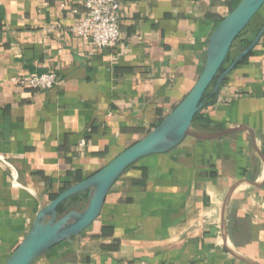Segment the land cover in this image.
Listing matches in <instances>:
<instances>
[{
	"label": "crops",
	"instance_id": "0c3cea01",
	"mask_svg": "<svg viewBox=\"0 0 264 264\" xmlns=\"http://www.w3.org/2000/svg\"><path fill=\"white\" fill-rule=\"evenodd\" d=\"M233 4L122 0L117 44L96 49L73 32L83 0H0V264L52 195L101 169L183 99ZM50 69L59 81L49 89L11 81ZM211 95L194 127L235 131L189 135L139 159L90 227L32 264H264V33Z\"/></svg>",
	"mask_w": 264,
	"mask_h": 264
},
{
	"label": "water",
	"instance_id": "95a60500",
	"mask_svg": "<svg viewBox=\"0 0 264 264\" xmlns=\"http://www.w3.org/2000/svg\"><path fill=\"white\" fill-rule=\"evenodd\" d=\"M263 4L264 0H240L221 19L208 38L206 58L200 74L183 99L148 134L126 147L101 169L66 188L42 206L35 215L31 229L4 264H32L58 243L71 240L84 232L99 217L112 185L139 159L151 154L167 152L189 135L201 139H215L236 130L200 131L193 126V119L203 107L202 99L211 83L214 81L212 92L216 93L225 76L252 50L264 33L263 25L251 43L218 74L232 43ZM256 149L259 152V148ZM84 191L88 192V201L84 208L69 210L59 217L58 206ZM232 191L227 194L223 203V220ZM252 264L256 263L252 262Z\"/></svg>",
	"mask_w": 264,
	"mask_h": 264
},
{
	"label": "built area",
	"instance_id": "2783aa9c",
	"mask_svg": "<svg viewBox=\"0 0 264 264\" xmlns=\"http://www.w3.org/2000/svg\"><path fill=\"white\" fill-rule=\"evenodd\" d=\"M122 0H83L85 10L81 20L73 26V32L96 49L114 47L119 40V17ZM11 81L21 87L41 91L52 88L59 81L54 69L14 76ZM82 139L79 146H84Z\"/></svg>",
	"mask_w": 264,
	"mask_h": 264
},
{
	"label": "trees",
	"instance_id": "16d2710c",
	"mask_svg": "<svg viewBox=\"0 0 264 264\" xmlns=\"http://www.w3.org/2000/svg\"><path fill=\"white\" fill-rule=\"evenodd\" d=\"M239 1L240 0H234V4H233L232 9L237 5V3ZM263 9H264V4L260 8V10L254 15V17L250 20V22L247 24V26L241 31V33L234 40V42L232 43V46L230 48V52L227 55V58H226L224 64L222 65V67L218 71V74H220L226 67H228V65L233 61V59L238 55V53L241 52L245 47H247L251 43V41L256 36L257 32L259 31V29L264 25V19L261 20V18H260L261 17L260 15L262 14ZM221 19H219L217 24L221 21ZM259 20H261V21L257 25V22ZM213 87H214V81L208 87V89L206 90V92H205V94L203 96V99H202L203 100V106L206 103L207 99L212 96L211 92L213 90ZM197 115H198V113L195 115V117L193 119V126H195V127H196V123L195 122H196V119H197ZM82 193H83L82 198L79 199V200H75L76 195H79V194H82ZM79 194H76V195L70 197L69 199L63 201L58 206L57 212H58V216L59 217L64 215L69 210H82L84 208V206H85L84 204H85V202L87 200L88 192L84 191V192H81ZM55 196L56 195H52L51 200Z\"/></svg>",
	"mask_w": 264,
	"mask_h": 264
}]
</instances>
